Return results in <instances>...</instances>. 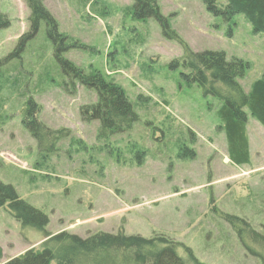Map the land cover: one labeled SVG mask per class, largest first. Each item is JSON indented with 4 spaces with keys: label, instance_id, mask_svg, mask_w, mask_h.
<instances>
[{
    "label": "rangeland",
    "instance_id": "obj_1",
    "mask_svg": "<svg viewBox=\"0 0 264 264\" xmlns=\"http://www.w3.org/2000/svg\"><path fill=\"white\" fill-rule=\"evenodd\" d=\"M42 3L66 37L63 58L119 86L137 121L130 132L98 139L99 123L80 113L96 102V93L81 86L63 90L67 79L43 23L19 57L5 60L28 32L29 11L25 0H0V15L9 21L0 30V183L48 218L50 235H162L202 264H261L224 215L245 220L264 236V128L245 110L250 161L231 164L220 101L182 80L183 46L166 38L154 19L135 18L132 0ZM158 5L190 51L241 59L246 70L238 82L245 92L264 77V35L254 33L243 16L222 21L203 0ZM30 99L39 108L38 122L68 131L52 153L40 151L22 122ZM253 124L258 132L252 133ZM42 240L6 206L0 209V264L38 249Z\"/></svg>",
    "mask_w": 264,
    "mask_h": 264
},
{
    "label": "trees",
    "instance_id": "obj_2",
    "mask_svg": "<svg viewBox=\"0 0 264 264\" xmlns=\"http://www.w3.org/2000/svg\"><path fill=\"white\" fill-rule=\"evenodd\" d=\"M133 15L137 19H154L162 33L170 40L183 46L181 74L187 84L198 86L204 96L220 101L218 117L222 123L227 145V158L235 166H243L250 161L247 138L248 115L264 128V77L254 81L248 92L240 86L246 65L241 59L229 61L222 52L204 51L194 53L170 31L167 19L161 15L160 0H132ZM203 0L209 13L222 21L230 22L243 16L256 34L264 35V0ZM29 11L28 32L19 38L15 52L5 60L19 57L26 43L32 40L41 23L54 46V59L67 79L63 90L73 92L76 86L94 91L96 102L80 109L85 121L99 123L98 139L130 132L137 116L122 89L106 81L99 75L85 73L73 63L63 58L69 50L65 46L66 37L58 32L57 23L44 7L42 0H25ZM9 21L0 15V30L8 28ZM172 66L178 67L179 61ZM39 108L33 100L27 102L23 124L37 142L40 151L54 152V143L68 135V131H51L37 120ZM143 157L144 154L141 152ZM7 207L8 213L24 229H32L43 234L38 249H30L22 255L11 258L4 264H202L188 248L162 235L149 239L139 236H125L122 232L114 236L97 233L82 239L67 232L50 235L46 232L48 218L40 211L20 200L16 191L9 185L0 183V209ZM226 222L236 231L237 237L246 251L264 264V236L255 232L240 218L224 215ZM257 247V250L252 248ZM182 253V254H180ZM0 249V258H1Z\"/></svg>",
    "mask_w": 264,
    "mask_h": 264
},
{
    "label": "crops",
    "instance_id": "obj_3",
    "mask_svg": "<svg viewBox=\"0 0 264 264\" xmlns=\"http://www.w3.org/2000/svg\"><path fill=\"white\" fill-rule=\"evenodd\" d=\"M248 123H249V119H248ZM248 125V124H247ZM246 131H247V136H248V129H246ZM252 133H255V132H258V128H257V126L256 125H252ZM248 142H249V140H248ZM249 151H250V144H249Z\"/></svg>",
    "mask_w": 264,
    "mask_h": 264
}]
</instances>
